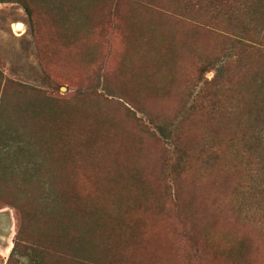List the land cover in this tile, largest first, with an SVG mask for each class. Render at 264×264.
<instances>
[{"label":"rangeland","instance_id":"1","mask_svg":"<svg viewBox=\"0 0 264 264\" xmlns=\"http://www.w3.org/2000/svg\"><path fill=\"white\" fill-rule=\"evenodd\" d=\"M251 4L0 0V264H264Z\"/></svg>","mask_w":264,"mask_h":264},{"label":"trees","instance_id":"2","mask_svg":"<svg viewBox=\"0 0 264 264\" xmlns=\"http://www.w3.org/2000/svg\"><path fill=\"white\" fill-rule=\"evenodd\" d=\"M224 0H214L215 4L222 3ZM262 4H251L248 5V13H247V22L246 26L243 29L245 36H252V33L254 31H258L261 27H264V0H261ZM252 31V32H251ZM251 32V34H249ZM248 44V43H246ZM221 71L219 70V73L217 75H220ZM257 107V106H256ZM255 109V105H254ZM254 117H253V123L251 122V129L253 131H257L261 125H264V102L261 107H257L254 111ZM252 127H257L258 129H254ZM160 129V128H159ZM261 130L263 128L259 129V136L262 138ZM160 131H164L163 129H160ZM259 136H255V140L257 142L259 141ZM263 139V138H262ZM255 142L249 144V150H251L254 146Z\"/></svg>","mask_w":264,"mask_h":264},{"label":"water","instance_id":"3","mask_svg":"<svg viewBox=\"0 0 264 264\" xmlns=\"http://www.w3.org/2000/svg\"><path fill=\"white\" fill-rule=\"evenodd\" d=\"M20 24L22 26V23H17L16 25L18 26ZM0 217L7 220V219H9V214L7 212H2V213H0Z\"/></svg>","mask_w":264,"mask_h":264},{"label":"bare ground","instance_id":"4","mask_svg":"<svg viewBox=\"0 0 264 264\" xmlns=\"http://www.w3.org/2000/svg\"><path fill=\"white\" fill-rule=\"evenodd\" d=\"M18 27H20V25H18Z\"/></svg>","mask_w":264,"mask_h":264}]
</instances>
